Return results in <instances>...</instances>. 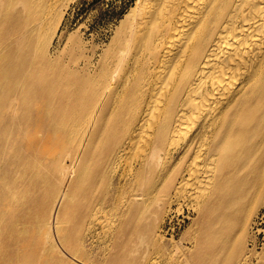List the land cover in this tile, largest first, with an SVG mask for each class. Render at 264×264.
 <instances>
[{
	"label": "bare ground",
	"instance_id": "6f19581e",
	"mask_svg": "<svg viewBox=\"0 0 264 264\" xmlns=\"http://www.w3.org/2000/svg\"><path fill=\"white\" fill-rule=\"evenodd\" d=\"M51 2L0 0V35L15 36L0 39V63L13 61L16 44L21 62L35 43L37 52L46 44L45 125L103 127L97 155L106 169L123 165L128 185L146 201L159 192L162 218L171 202L194 208L199 236L230 254L231 229L251 209L249 192L264 198V0H133L107 44L67 56L49 53L64 13ZM142 195L126 204L139 207ZM92 198L88 226L106 239L104 252L112 242L117 248L113 239L119 243L129 225L99 212L118 200ZM142 232L153 243L161 235L152 225ZM235 252L243 253L241 244Z\"/></svg>",
	"mask_w": 264,
	"mask_h": 264
},
{
	"label": "rangeland",
	"instance_id": "374dc122",
	"mask_svg": "<svg viewBox=\"0 0 264 264\" xmlns=\"http://www.w3.org/2000/svg\"><path fill=\"white\" fill-rule=\"evenodd\" d=\"M132 3L52 0V9L64 13L50 41V55L61 51L73 55L83 45L107 44ZM31 37L34 41L38 35ZM14 38L12 30L0 35L5 41ZM44 46L37 52L35 43L34 51L31 48L28 59L21 62V46L16 44L13 61L0 63V264H132L137 258L138 264H235L245 255H249L247 264H264V198L257 199L255 192H249L246 201L251 206L246 221L231 229L234 246L228 254L217 250L219 243L210 246L213 242L199 236L194 208L171 202L162 218L159 192L146 201L143 191L128 185L131 180L123 176V165L115 172L106 169L102 155L98 156L103 127L45 125V93L39 89ZM15 112L21 118H3ZM100 169L101 174L95 173ZM142 193L139 207L126 204ZM98 194L111 202L118 200L116 208L108 202L100 205V215L118 216L117 225H129L119 243L113 239L117 248L112 242L106 252L104 236L88 226L92 197ZM150 225L161 234L154 243L142 232ZM197 244L200 254H184L186 247L195 250ZM236 244H241L243 253L235 252Z\"/></svg>",
	"mask_w": 264,
	"mask_h": 264
}]
</instances>
